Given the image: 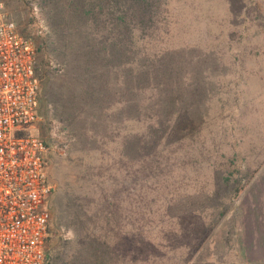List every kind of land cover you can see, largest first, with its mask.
<instances>
[{
	"label": "rangeland",
	"instance_id": "obj_1",
	"mask_svg": "<svg viewBox=\"0 0 264 264\" xmlns=\"http://www.w3.org/2000/svg\"><path fill=\"white\" fill-rule=\"evenodd\" d=\"M1 1L34 42L36 64L46 63L38 119L24 133L47 147L56 249H78L75 218L59 217L71 197L72 210H88L82 224L103 233L97 264H107L116 228L140 234L128 242L140 250L147 241L172 252L155 264H264V0H169L153 40L184 66L174 103L189 108L191 123L182 116L160 129L153 112L107 108V80L99 86L89 72L84 87L75 82L82 69L67 57L85 33L64 15L67 0Z\"/></svg>",
	"mask_w": 264,
	"mask_h": 264
},
{
	"label": "trees",
	"instance_id": "obj_2",
	"mask_svg": "<svg viewBox=\"0 0 264 264\" xmlns=\"http://www.w3.org/2000/svg\"><path fill=\"white\" fill-rule=\"evenodd\" d=\"M67 5V8L72 9L63 10L64 15L66 17L69 14L76 15L78 23H74L75 28L84 31L86 38H78V44L86 41L84 47L73 41L72 45L78 49V55L67 57L69 65L75 64L77 69H82L74 76L77 84L88 82L89 72L98 76V82H102L99 86L105 84L104 81L107 80V108L116 103L115 107H118H114L115 111H121L123 104H126L133 108L140 107L143 112L146 110L151 114L153 112L156 129L172 128V119L176 123L177 117L182 116H187L188 123H191L189 108H181L174 103H178L179 99L175 87H184L186 80L184 66L175 65L173 61L176 58L173 54L176 53L172 49H157L153 40L160 28L157 19L163 15V11L166 12L167 8L171 9L173 5L171 1L67 0ZM168 31L169 29H164V32ZM179 53H182V50ZM45 64L43 57H39L36 68L41 66L44 71L39 79H46L48 76L44 70ZM105 74L107 77L104 78ZM83 84L82 87H84ZM149 88L153 90L151 95L144 93ZM143 104L145 107H142ZM197 109L201 113V106ZM64 206L66 211L59 206V217L75 218L78 225L76 234L78 249L61 251L62 245H58L56 249V235L54 237L48 235L45 247L46 264H49L51 260L50 263L53 262V264H97L102 258L98 255L104 252V249L102 251L100 247L101 243L104 244L103 233L94 232L93 228L89 227L90 223L82 224V214L88 217V210H82L81 213L78 210H72L73 198L67 197ZM111 213L107 211V224L111 219ZM212 226L213 223L208 226V230ZM50 231L51 227L49 234ZM139 238L140 234L116 228L114 245L109 248L108 243H105L107 264H155L173 256L171 251L163 250L158 245L147 241L144 242L148 247L140 250V245L135 246ZM132 239L135 243H128L132 242ZM86 249L89 252L83 255V250ZM51 252H53L52 255ZM186 261L187 258L184 259V263Z\"/></svg>",
	"mask_w": 264,
	"mask_h": 264
},
{
	"label": "built area",
	"instance_id": "obj_3",
	"mask_svg": "<svg viewBox=\"0 0 264 264\" xmlns=\"http://www.w3.org/2000/svg\"><path fill=\"white\" fill-rule=\"evenodd\" d=\"M36 47L0 0V264H46L53 185L47 147L25 134L38 119Z\"/></svg>",
	"mask_w": 264,
	"mask_h": 264
},
{
	"label": "crops",
	"instance_id": "obj_4",
	"mask_svg": "<svg viewBox=\"0 0 264 264\" xmlns=\"http://www.w3.org/2000/svg\"><path fill=\"white\" fill-rule=\"evenodd\" d=\"M234 264H240V260H233L232 261Z\"/></svg>",
	"mask_w": 264,
	"mask_h": 264
}]
</instances>
